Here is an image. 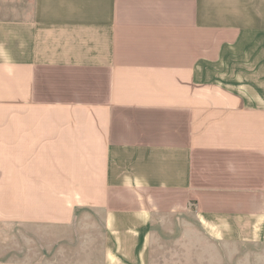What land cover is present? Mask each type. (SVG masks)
<instances>
[{"label":"crops","instance_id":"1","mask_svg":"<svg viewBox=\"0 0 264 264\" xmlns=\"http://www.w3.org/2000/svg\"><path fill=\"white\" fill-rule=\"evenodd\" d=\"M0 264H264V0H0Z\"/></svg>","mask_w":264,"mask_h":264},{"label":"rangeland","instance_id":"2","mask_svg":"<svg viewBox=\"0 0 264 264\" xmlns=\"http://www.w3.org/2000/svg\"><path fill=\"white\" fill-rule=\"evenodd\" d=\"M199 231H200V232H203V230L201 231L200 229H199ZM170 246H172V245H170ZM202 247H204V244H203V246H202Z\"/></svg>","mask_w":264,"mask_h":264}]
</instances>
